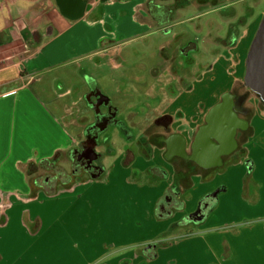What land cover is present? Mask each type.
<instances>
[{
    "label": "crops",
    "instance_id": "crops-1",
    "mask_svg": "<svg viewBox=\"0 0 264 264\" xmlns=\"http://www.w3.org/2000/svg\"><path fill=\"white\" fill-rule=\"evenodd\" d=\"M87 1L85 14L72 21L57 0H0V264H264L260 100L247 117V130L237 134V149L221 166L205 169L178 154L168 158L167 145L142 142L132 145L135 157L129 156L127 164L125 149L118 147L115 158L106 161L103 177L60 184L52 195L43 187L48 172L64 168L57 154L73 147L69 130L77 127L80 116L74 104H47L43 86L54 93V83L62 82L57 73L61 64L70 62L78 68L85 61L99 63L96 58L101 55L122 59L130 42L146 47L143 39L153 25H161V32L171 24L170 17L161 21L157 15L163 11L165 18L174 15V9L182 10L176 0ZM248 1L242 0V5ZM232 2L226 0L220 9L228 8L230 13L223 16L238 22L244 12H233ZM48 26L53 27V36L36 40L34 33ZM209 26L200 48L218 46V25L210 20ZM166 47L165 43L161 50ZM209 69H215V62L200 76ZM191 81L184 89L188 108L177 104L166 114L174 118L172 145L181 139L189 154L207 113L216 105L212 102L228 87L201 92ZM56 90L64 92L63 87ZM149 126L140 127V138L145 140ZM217 168L220 176L206 179L203 174L196 179L199 169ZM171 189L176 192L175 204L161 208ZM206 200L210 206L205 221L180 223Z\"/></svg>",
    "mask_w": 264,
    "mask_h": 264
},
{
    "label": "rangeland",
    "instance_id": "rangeland-1",
    "mask_svg": "<svg viewBox=\"0 0 264 264\" xmlns=\"http://www.w3.org/2000/svg\"><path fill=\"white\" fill-rule=\"evenodd\" d=\"M189 1L192 0H176L175 5L181 6L182 10L179 9L176 13V9H174V15L166 14L164 18L162 16L163 11L159 13L158 17L161 18V21H167L169 17L172 19V21H170V26L165 29L171 30L168 34H165L164 32L162 33V31L160 32L159 26L161 25H153L151 27V31L147 32V36H145L143 39L145 42H147V45H145L146 47L143 46V43L130 42L125 48H123L124 51L122 52V61H126L127 63L122 62L123 66L119 67L118 69L122 72H126L131 69L130 66L132 65L138 70L140 67H142L143 69L141 71L145 76V81L142 82L136 80L129 81L131 92L126 93L122 91L121 80L114 79L112 77L118 72V70H113L117 68H115L114 65L120 62H110L108 57L103 59L105 55H101L103 56V60L102 62H99L100 64L97 62L85 61V63H81L78 68L76 64H70V62L61 64L57 73L61 75L62 82H60L57 86H55L54 83L52 86L54 93H48L46 88H44L48 87V85L43 86V92L45 91V94H48V96L43 97L47 104L55 103L58 107H65L66 105L74 104L80 116L82 114H87L89 108L88 102L78 101L77 104L76 98L77 96L82 97L85 94L88 84L93 80V82H96L101 87H103V91L108 95V97H110L112 105L116 110L121 112V116L125 118L129 126L145 128V126L151 125L147 127L144 132L147 136L144 140L145 145H154L159 143L158 140H156V135L163 133V130L158 127L155 128L154 122L168 114V112L173 110L177 104L178 106L180 104V107L184 109L188 108V102L186 99L188 93L178 81L179 76L175 74L176 72L173 70L171 65L172 53L179 48H185L187 44L190 46V48L195 46L193 60L196 63H194L195 65L190 64L191 71L196 77L192 79V85L198 87L201 92L206 91L211 93L212 87L216 88L213 89L214 91L222 90L221 87L223 86H228L227 91H230L232 88L231 83L235 82L239 73L241 78H244V70L247 69V61L249 56L253 55L256 50L258 45L257 37L261 31V28L264 26V0H249L244 5H242V0H228L233 1V9H231L234 11H241L245 14L255 11L254 17H247L244 20L245 23L249 21L245 28V24H241L239 21H228L223 16L225 14L220 13V8L223 7V4L226 0H200V3L198 0H193L195 3L191 2L190 5L187 4ZM164 3H168V0ZM187 5L189 6L187 7ZM242 6H244L243 11ZM210 20L218 25L217 31L220 34L215 36L216 41L218 38L224 39L228 36L230 29H234L237 37L239 38L238 44L230 49L219 46H216L215 49L213 46H210L206 49L200 48V45H203V33L207 34V31L211 26V24L209 26ZM201 25L203 26V29L198 30L197 26ZM165 43L168 44V47H166L164 50H161V47ZM151 44L152 46H150ZM197 45L199 46L198 49H196ZM207 49L209 50L206 51ZM204 54H206L208 57L207 61H209L210 64L212 61L215 62V69H209L204 76H200L204 73V71H206V69H208V67L203 68L206 66V64H204ZM169 56L170 58H168ZM210 56L212 60H210ZM87 63H89L92 67L95 66L93 70L86 68ZM202 64L203 67H201ZM126 66H128L129 69ZM97 69H102L104 75L103 77L98 75ZM61 71L64 72L60 73ZM137 73L141 72L137 71ZM87 74L90 75L89 79L86 78ZM186 80L187 79L185 78L184 81ZM57 87H63L64 92H58L56 90ZM180 92L181 95L179 94ZM173 93H175V95H172ZM138 95H145L151 98L150 100H152V102H159L157 105L147 103V106L150 108L149 112L144 116H139V114L131 113L129 110L127 111L129 103L134 102ZM222 95L223 94L221 91L219 97L222 98ZM221 98L217 100L218 102L215 101L212 102V104L215 103L217 105L221 102ZM256 102L259 101L251 96L247 101V107L242 111L245 113V110H247V116H240L248 120L247 117L249 118L254 111L255 107H253V105H255ZM69 131L71 137H77L78 139L84 133L83 127H79V129L78 127H72ZM241 136L242 135L240 133L238 138H241ZM112 143L115 148L121 147V149L124 150L122 142L118 138L112 140ZM113 158L115 157L110 159ZM165 162H163V164L166 167L167 163ZM63 166L67 171H69L70 162L67 160L64 162ZM166 169L168 171L167 167ZM203 174L206 175V179H208V177H213V175L218 177L222 174V170L219 168L211 171L199 169V175L196 179L202 178ZM74 181V183L90 181V178L81 176L76 178Z\"/></svg>",
    "mask_w": 264,
    "mask_h": 264
},
{
    "label": "flooded vegetation",
    "instance_id": "flooded-vegetation-1",
    "mask_svg": "<svg viewBox=\"0 0 264 264\" xmlns=\"http://www.w3.org/2000/svg\"><path fill=\"white\" fill-rule=\"evenodd\" d=\"M254 15V11H251L248 14L244 13L239 17L238 21L241 24H245V28L248 25L249 21L245 23L244 20L247 17L252 18V16L254 17ZM47 29L50 30V26L44 28L42 32L46 33ZM164 30L165 29H163L162 31L164 32ZM236 38V44H238L239 38L237 37L235 30L230 29L227 37H225L224 39H217L218 46L228 49L235 47L236 44L235 46L230 44L234 43ZM190 52L191 51L188 48L187 50L185 48H179L175 50L171 55L172 68L176 72L175 74L179 76L178 81L181 83L184 89L188 86L187 82L189 79L196 78L190 68L191 65H195L194 63H196L193 60L194 54H190ZM256 53H264V37L262 43L258 46ZM102 57L103 56H101V58H96L97 61L102 62ZM105 57H108V59H110V62L119 61V64H122V62H126L122 61V59H120L118 56L105 55L103 59H105ZM203 57L205 61L204 64H206V66L203 67L202 64L201 67L207 68L210 66V62L207 61L208 57L206 56V54H204ZM168 58H170V56ZM84 63L85 62H83L82 64ZM247 66L248 61L246 64V68ZM94 67L87 63V69L93 70ZM126 67L128 68V66ZM257 67L264 69L261 63H258L256 68ZM130 68L131 69L128 68L129 71L126 72H122L118 68L113 69L118 70V72L112 77L114 79L121 80V90L126 93L131 92L129 87L130 80H136L140 82L145 81V76L141 71L143 69L142 67H140V69L138 70L135 69V67L132 65L130 66ZM137 71L141 73H137ZM97 72L99 76H104L102 69H97ZM246 72L247 69L244 70V78L241 80H235L232 87L233 91L237 95L236 103L237 108L240 112L239 114L242 116V111L247 107L248 99L251 96L256 98L254 92L246 85ZM86 78L89 79L90 75L87 74ZM185 78L187 79L186 81H184ZM150 99L151 98H149L148 96L138 95L134 102L129 103L127 111L129 110L131 113L139 114V116L146 115L148 110L150 109L147 106V103L156 105V102H152V100ZM256 99L259 100L258 98ZM76 100L77 103L78 101L88 102V113L82 114L77 118V127L78 129L79 127H83L84 133L79 139L75 137L73 147L69 151L64 153L66 161L68 160L70 162L69 171H67L65 168H60L57 171H55V169L54 171H52V173L48 174L50 176H46V178L42 179V185L47 190L54 191L60 184H70L64 183L65 180L71 179L70 181L72 183L75 182L74 180H76V178L81 176H86L90 179L103 177L108 169V164L106 163V161L110 160V158L112 157H115L114 155L116 153V150L118 149V147L115 148L112 143V140H115L116 138L121 140L125 149V163L129 156H131V160L135 157L132 145L137 143L140 145V143H144V139L140 138L142 128H138L137 126H129L125 118L121 116V112L119 110H116L112 105V101L110 97H108V95L103 91V87H101L98 83L93 82L92 80V82L88 84V88L85 94L82 97L77 96ZM173 121L174 118L171 115H166L165 117L161 118V120H156L155 128L158 127L163 130V133L156 135V140H158L159 143H163L165 145L170 144L171 148H174V150L176 151H181L183 146V142L181 139H178L177 145H172L171 143L172 138L174 137V133L172 132ZM175 196L176 192L174 191V189L166 192L164 200L161 204V208H165L168 203L175 204ZM207 202L208 200L204 201L199 207L200 213L198 216L203 215L209 209L210 204H208ZM183 221L184 223H187L185 218H183Z\"/></svg>",
    "mask_w": 264,
    "mask_h": 264
},
{
    "label": "water",
    "instance_id": "water-1",
    "mask_svg": "<svg viewBox=\"0 0 264 264\" xmlns=\"http://www.w3.org/2000/svg\"><path fill=\"white\" fill-rule=\"evenodd\" d=\"M57 4L61 12L72 21L80 19L86 12L87 0H57ZM158 8H162L159 6ZM233 12H236L233 11ZM221 14H229V9H222ZM226 20H231L227 18ZM46 33L38 31L34 33L36 40L44 41L53 36V27L50 26ZM232 30V29H231ZM171 30H164L167 34ZM264 37V26L257 37L258 45L253 55L249 56L248 66L246 72V85L254 92L256 98L264 102V69L256 68L258 63L264 67V53L257 54V48L262 43ZM237 38L234 43L230 45L235 46ZM195 46H187L191 51L190 54L195 53ZM60 88V87H59ZM237 95L233 90L227 91L222 95V100L217 105L213 106L206 116V123L200 127L196 134L195 140L191 145L192 152H187V143H183L182 150L176 151L167 144V157L171 158L174 154L177 156L186 157L188 162H195L199 166L210 169L223 165L224 157L231 154L238 147L237 134L239 131L247 130L249 122L240 116V112L236 103ZM243 116H247L248 111L245 110ZM175 147V146H174ZM215 194H218L217 192ZM199 209L186 216L187 222H194L199 215ZM193 219V220H192ZM184 224L182 220L180 222ZM176 227V224L174 225ZM151 247V246H149Z\"/></svg>",
    "mask_w": 264,
    "mask_h": 264
},
{
    "label": "trees",
    "instance_id": "trees-1",
    "mask_svg": "<svg viewBox=\"0 0 264 264\" xmlns=\"http://www.w3.org/2000/svg\"><path fill=\"white\" fill-rule=\"evenodd\" d=\"M161 120V119H160ZM64 153L65 152H58V159L59 160H63L64 162H66V159H65V157H64ZM61 168V167H60ZM58 169H56L55 171H57ZM52 171H54V170H52ZM52 171H50V172H48V174L49 173H52ZM48 176H50V175H47V177ZM71 180V179H70ZM70 180H65V182L64 183H70V184H72L71 183V181ZM70 184H66V185H70ZM56 191L57 190H54V191H51V190H48L47 192L50 194V195H52V194H54V193H56ZM212 197V196H211ZM212 208H214V206L212 207ZM199 209V208H198ZM196 212V211H195ZM208 212H209V209L207 210V214H208ZM199 213H200V211H199ZM206 214V213H205ZM204 215V214H203ZM203 215H201V216H198V218H196V221H199V220H201V221H205V217L203 216ZM204 217V218H203ZM202 218V219H201ZM25 221L28 223V214L26 213V215H25ZM40 220H37V223H35V227L36 228H38L39 226H40Z\"/></svg>",
    "mask_w": 264,
    "mask_h": 264
}]
</instances>
